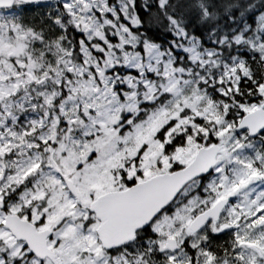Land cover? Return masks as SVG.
I'll list each match as a JSON object with an SVG mask.
<instances>
[{
    "label": "snow or ice",
    "instance_id": "1",
    "mask_svg": "<svg viewBox=\"0 0 264 264\" xmlns=\"http://www.w3.org/2000/svg\"><path fill=\"white\" fill-rule=\"evenodd\" d=\"M0 264H264V0H0Z\"/></svg>",
    "mask_w": 264,
    "mask_h": 264
}]
</instances>
